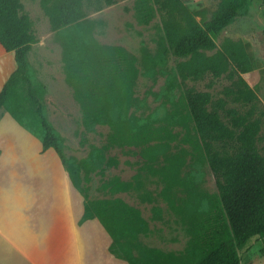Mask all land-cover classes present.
Masks as SVG:
<instances>
[{"label":"trees","instance_id":"obj_1","mask_svg":"<svg viewBox=\"0 0 264 264\" xmlns=\"http://www.w3.org/2000/svg\"><path fill=\"white\" fill-rule=\"evenodd\" d=\"M250 2L220 0L210 17L205 6L192 8L185 0H135L134 11L142 24L160 14L162 41L166 43L162 47L174 56L177 73L183 79H198L207 72L220 76L231 61L243 71L250 67L245 62L244 46L239 43L229 42L214 54L206 53L215 46L214 35L245 12ZM42 4L53 28L67 26L85 15L83 0H42ZM22 9L20 0H0V44L6 51H13L16 63L0 89V109L8 111L36 136L42 151L51 147L55 150L73 184L83 193L68 165L65 137L45 112L43 99L47 87L34 78L28 59L36 36L29 14L21 12ZM73 38L76 37H70ZM65 47L78 48L77 42L71 40ZM83 47L78 60L73 55L66 59L65 80L80 105L85 129L106 123L111 128L110 144H146L148 148L152 141L174 136L172 128L156 125L151 116L140 118L128 112L137 75L135 56L121 46L101 45L94 39L86 40ZM183 102L219 191L218 198L210 200L203 210L198 209L196 217L190 220L189 257L185 259L183 255L165 253L155 247L139 250L135 238L149 230L148 222L140 209L120 197L90 199L83 193L82 220L98 218L112 236L111 251L126 258L129 264H242L239 249L252 236L262 240L264 251V154L256 144L261 120L250 118L251 112L241 114L228 108L226 122L218 111L224 108L222 100L210 108L212 98L207 90L188 89ZM136 249L138 254L134 252Z\"/></svg>","mask_w":264,"mask_h":264},{"label":"rangeland","instance_id":"obj_2","mask_svg":"<svg viewBox=\"0 0 264 264\" xmlns=\"http://www.w3.org/2000/svg\"><path fill=\"white\" fill-rule=\"evenodd\" d=\"M20 1L21 12L29 14L36 36L28 57L34 78L47 87L43 99L45 112L65 137L68 165L83 193L90 199L120 197L140 209L149 230L135 238L139 250L155 247L187 259L192 237L190 220L196 217L198 209L203 210L210 200L218 198L219 191L214 173L197 144L198 134L188 117L183 95L191 88L209 91L210 108L222 100L224 108L218 111L226 122L228 108L241 114L251 112L250 118L261 120L256 144L264 154L263 1L251 0L245 12L214 35L215 46L206 51L214 54L226 43L242 44L246 65L250 67L243 71L231 61L220 76L207 72L198 79L180 77L174 56L162 47L166 43L162 41L160 14L156 13L148 24L139 23L135 0H83L85 15L60 28L52 27L42 0ZM185 1L192 8L205 6L207 17L220 2ZM71 36L76 38L70 39ZM89 39L101 45L121 46L136 57L137 75L128 112L140 118L151 116L156 125L172 128L174 136L152 141L148 148L146 144H110L111 128L106 123L97 124L92 130L84 128L80 105L65 80V61L69 55L78 60L79 50ZM69 40L77 42L78 48L66 49ZM0 61L6 69L5 80L15 60L13 51H6L1 44ZM111 107L115 108V103ZM262 246V240L252 236L239 249L242 264H264ZM139 250L134 252L138 254Z\"/></svg>","mask_w":264,"mask_h":264},{"label":"crops","instance_id":"obj_3","mask_svg":"<svg viewBox=\"0 0 264 264\" xmlns=\"http://www.w3.org/2000/svg\"><path fill=\"white\" fill-rule=\"evenodd\" d=\"M83 213V195L55 150L42 151L1 108L0 264H129L111 251L100 220Z\"/></svg>","mask_w":264,"mask_h":264},{"label":"bare ground","instance_id":"obj_4","mask_svg":"<svg viewBox=\"0 0 264 264\" xmlns=\"http://www.w3.org/2000/svg\"><path fill=\"white\" fill-rule=\"evenodd\" d=\"M6 72V69L3 65V63L0 61V86L2 84V81H3V75L4 73Z\"/></svg>","mask_w":264,"mask_h":264}]
</instances>
